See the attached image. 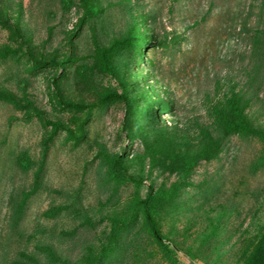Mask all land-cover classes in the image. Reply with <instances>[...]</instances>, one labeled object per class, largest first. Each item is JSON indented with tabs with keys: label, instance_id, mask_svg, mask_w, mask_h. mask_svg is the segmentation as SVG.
Returning <instances> with one entry per match:
<instances>
[{
	"label": "rangeland",
	"instance_id": "obj_1",
	"mask_svg": "<svg viewBox=\"0 0 264 264\" xmlns=\"http://www.w3.org/2000/svg\"><path fill=\"white\" fill-rule=\"evenodd\" d=\"M87 2L97 10L86 13L84 0H0L12 22L0 25V90L19 102L0 99V264H244L264 232V0ZM139 26L167 45L124 41L115 74L93 67L98 46ZM29 53L59 64L36 67ZM121 80L129 118L123 100L86 120L59 103L122 92ZM233 94L255 131L224 136L215 125L213 104ZM159 97L170 107L153 112ZM47 119L64 129L53 133ZM207 128L217 152L189 173L144 153L143 140L161 129L195 153ZM121 153L137 180L112 177ZM152 187L171 255L145 224L140 200Z\"/></svg>",
	"mask_w": 264,
	"mask_h": 264
},
{
	"label": "trees",
	"instance_id": "obj_2",
	"mask_svg": "<svg viewBox=\"0 0 264 264\" xmlns=\"http://www.w3.org/2000/svg\"><path fill=\"white\" fill-rule=\"evenodd\" d=\"M85 1L86 13H93L97 10V7L92 3ZM88 7V10H87ZM0 25L12 28V22L9 17L4 16L0 10ZM151 22L148 18H144L141 26L149 27ZM141 26L133 32V34L124 40H117L109 45L98 46L93 54V67L104 72L115 74L117 68L114 64V54L117 52V47L124 41L133 40L136 41L139 46L144 45L148 47L153 41V37L150 33L141 30ZM14 34L17 38L25 41L23 39V34L20 32L19 28L14 29ZM158 47L166 46L165 41L155 40ZM29 58L31 62L36 67L52 66L58 65V61L55 59L45 60L37 58L33 53H29ZM139 68V67H138ZM140 69V68H139ZM137 80V79H136ZM140 80L138 79V82ZM123 91L106 89L104 93L101 94L100 98L93 102H83L76 100H68L63 97H59V103L64 108L74 109L76 111H85L86 118H89L91 111L97 106L106 103L111 100H123L126 104V117L129 118L130 115L136 113L131 106V99L128 95V87L124 80H121ZM144 95V94H143ZM145 97V96H143ZM0 99H5L19 104L16 95L9 91L0 90ZM171 104V100L167 101L164 97H159L155 102H152L153 112L158 107L161 110L167 111ZM36 115L40 114L37 108H34ZM212 113L214 116L215 125L223 132V135H230L234 132H245L250 133L256 130V128L249 121L245 113V104H243L241 97L237 94L226 97L224 101H219L212 106ZM158 118H162L160 114ZM140 118L143 119L141 124H137L141 129L145 126V116L141 115ZM47 122L53 125V133L59 129H64L62 122L47 119ZM144 124V126H143ZM69 133L73 134L74 131L71 128H67ZM203 146L202 148L195 152L190 153L176 148V139L173 134H169L165 129H161L157 132L152 133L143 140L142 146L144 148V153L152 158L153 162H157L159 166L163 169L174 172H182L184 174L189 173L192 168L197 164V162L203 158H209L216 154L219 139L214 138L210 129H203ZM110 172L112 177L116 180L127 181V180H137V176L129 172L126 164L124 163V154H116L110 160ZM166 196L168 194H165ZM165 196V197H166ZM162 196L155 194L153 187L149 190L148 194L141 201V209L145 218V224L148 227L151 235L161 243V246L166 250V253L172 254L173 250L165 244L163 241V232L158 219V211L160 210V202ZM244 264H264V232L258 237L254 243L252 250L245 258Z\"/></svg>",
	"mask_w": 264,
	"mask_h": 264
}]
</instances>
